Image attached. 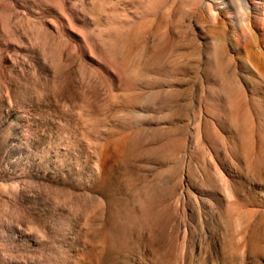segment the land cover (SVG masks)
<instances>
[{"label":"rangeland","instance_id":"obj_1","mask_svg":"<svg viewBox=\"0 0 264 264\" xmlns=\"http://www.w3.org/2000/svg\"><path fill=\"white\" fill-rule=\"evenodd\" d=\"M248 2L0 0V264H264Z\"/></svg>","mask_w":264,"mask_h":264},{"label":"bare ground","instance_id":"obj_2","mask_svg":"<svg viewBox=\"0 0 264 264\" xmlns=\"http://www.w3.org/2000/svg\"><path fill=\"white\" fill-rule=\"evenodd\" d=\"M228 1V3H229V0H227ZM225 3H227V2H225ZM230 3H231V5H226V6H231V7H233V9L236 11V16H237V21H238V23L239 24H244V22L246 21V20H248V18H250L249 16H248V12H249V5H248V0H230ZM223 6V5H222ZM225 6V7H226ZM229 8V7H228ZM231 10H232V8H231ZM212 11H214L213 9H212ZM213 13H215V11L213 12ZM212 13V14H213ZM255 13V12H254ZM217 14V13H216ZM214 15V14H213ZM215 16V15H214ZM215 19H218L217 17H215ZM247 22V21H246ZM154 23V22H153ZM169 23V22H168ZM224 23V22H223ZM237 24V23H236ZM247 24V23H246ZM153 25V24H152ZM227 28V27H226ZM219 29V28H218ZM224 29V28H223ZM141 30V29H140ZM225 30V29H224ZM230 30V29H229ZM218 31V30H217ZM226 31V30H225ZM222 32L221 30H220V32H218V33H216V34H214L215 36V38H213V39H216L217 40V43H218V50H217V52H219V54H220V56H221V54H223L226 50H227V37H228V35H227V37H226V33L227 32ZM238 31V30H237ZM143 32V31H142ZM249 33V32H248ZM135 34V33H134ZM137 34H138V32H137ZM237 36V35H236ZM239 36V35H238ZM242 36H244V35H242ZM213 37V36H212ZM235 37V36H234ZM239 38H241V37H239ZM123 43V42H122ZM229 43V42H228ZM247 43V42H246ZM127 44V43H126ZM125 44V45H126ZM227 44V45H226ZM244 45H245V43H244ZM233 46V45H232ZM210 47V46H209ZM251 47V46H250ZM228 53V52H227ZM225 56V55H224ZM209 57V56H208ZM185 58V57H184ZM249 59V58H248ZM216 60V59H215ZM219 61V60H218ZM219 63V62H218ZM239 73V72H238ZM222 74V73H221ZM224 75V74H223ZM220 76V75H219ZM231 78V77H230ZM229 78V79H230ZM224 79H226V78H224ZM228 79V78H227ZM229 88V87H228Z\"/></svg>","mask_w":264,"mask_h":264}]
</instances>
